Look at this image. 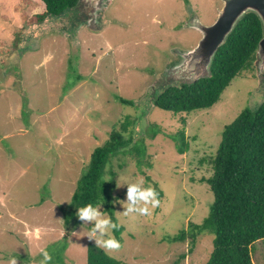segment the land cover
<instances>
[{
    "label": "rangeland",
    "instance_id": "1",
    "mask_svg": "<svg viewBox=\"0 0 264 264\" xmlns=\"http://www.w3.org/2000/svg\"><path fill=\"white\" fill-rule=\"evenodd\" d=\"M20 1L0 0V264L11 256L18 264H38L40 249L52 255L50 264H88V245L97 244L88 237L95 221L83 220L72 231L61 206L71 202L93 151L129 115L133 141L114 155L106 176L109 181L116 174L114 193L121 198L115 214L125 227L121 247L108 253L129 264H206L214 234L200 235L194 250L189 239L172 237L210 213L215 196L200 179L213 174L225 127L262 101L260 60L211 108L175 113L152 106L150 95L171 82L163 73L179 60L176 50L192 49L202 38L187 27L189 10L209 25L224 1L109 0L99 29L72 28L68 17L25 25L29 37L21 50L2 52L16 26L24 25L17 18ZM182 129L190 144L186 153L171 138ZM143 144L140 162L136 151ZM126 182L155 191L159 205L150 216L135 212L146 202L129 201ZM125 204L132 214L124 215ZM251 249L254 264H264V240Z\"/></svg>",
    "mask_w": 264,
    "mask_h": 264
},
{
    "label": "trees",
    "instance_id": "2",
    "mask_svg": "<svg viewBox=\"0 0 264 264\" xmlns=\"http://www.w3.org/2000/svg\"><path fill=\"white\" fill-rule=\"evenodd\" d=\"M82 7L80 0L20 1L16 12L24 25L16 26L13 41L1 51L12 53L21 50L25 36L29 37L25 25L43 24L53 19L64 21L68 17L71 27L76 28L84 21ZM2 18L10 20L7 16ZM262 36L260 18L253 12L247 13L219 48L209 77L193 84L170 82L150 95V103L175 113L211 108L221 99L232 80L250 69L257 60L258 43ZM262 87L260 104L245 108L225 127L211 164L213 174L200 179L208 182L215 196L209 215L202 223L191 221L188 229L172 237L174 241L189 239L191 250H194L200 235L205 232L214 234V248L206 264H254L251 248L256 242L264 240V83ZM122 101L127 105L134 104L131 100ZM187 121L186 117L182 118V126H186ZM134 123L130 115L125 116L114 127L107 143L93 151L89 167L81 176L71 202L61 206L68 229L74 231L83 223L77 215L79 207L89 203L93 207L101 204V210L110 216L111 222L119 223L120 227L113 228V232L122 243L125 227L115 214L116 201L121 198L114 193L116 174L111 172L109 181L106 176L114 155L133 141L128 135ZM171 138L176 142L179 153L190 150L184 129ZM141 150L138 148L136 151L140 162L142 152L147 150L144 144ZM148 165L151 166L150 163ZM87 259L88 264H129L97 248L95 243L88 245Z\"/></svg>",
    "mask_w": 264,
    "mask_h": 264
},
{
    "label": "water",
    "instance_id": "3",
    "mask_svg": "<svg viewBox=\"0 0 264 264\" xmlns=\"http://www.w3.org/2000/svg\"><path fill=\"white\" fill-rule=\"evenodd\" d=\"M109 0H80L86 14L83 23L92 29L101 28L100 15L107 8ZM215 22L204 24L194 13L188 20L187 27L198 30L202 38L198 45L189 50L177 49L179 60L164 71L167 81L193 84L211 75V65L219 50L226 42L238 22L249 12L255 13L261 20L263 36L258 43L257 57L259 72L264 73V0H223ZM263 78V75L261 76ZM169 82V81H168ZM264 82V79H263Z\"/></svg>",
    "mask_w": 264,
    "mask_h": 264
},
{
    "label": "clouds",
    "instance_id": "4",
    "mask_svg": "<svg viewBox=\"0 0 264 264\" xmlns=\"http://www.w3.org/2000/svg\"><path fill=\"white\" fill-rule=\"evenodd\" d=\"M140 184H143L144 181L142 178H139ZM129 186L128 190V200L135 202L137 199L142 200L145 203V206L136 209L135 212L141 216H150L151 210L156 208L159 205V200L156 198L155 191L148 187L147 190L141 191L139 184L126 182ZM127 211L124 215H129L134 212V209L131 205L125 204ZM101 204H96L93 207V204L89 203L84 207H79L77 215L79 219L86 221H95L94 227H92L89 231L88 237L89 239L95 238L97 242V248H101L106 250V252L111 250H118L121 247V243L117 240L111 233V229L119 228V223H112L110 216L106 213H101L99 208ZM97 231L99 233H108L109 238L104 239L103 235H97ZM40 259L38 264H50L53 257L46 249L39 250ZM8 264H18V258L16 256H11L8 260Z\"/></svg>",
    "mask_w": 264,
    "mask_h": 264
},
{
    "label": "flooded vegetation",
    "instance_id": "5",
    "mask_svg": "<svg viewBox=\"0 0 264 264\" xmlns=\"http://www.w3.org/2000/svg\"><path fill=\"white\" fill-rule=\"evenodd\" d=\"M186 1H187V0H186ZM188 2L191 3L190 0H189ZM189 3H188V4L186 3V4L189 6ZM189 8H190V7H189ZM189 11H190V15L192 16V15L194 14V11H193L192 9H190ZM218 11H219V10H218ZM82 12H83L82 19H84V18L86 17V16H85L86 14H85L84 11H83V7H82ZM218 13H219V12H218ZM214 22H215V21H214ZM214 22H213V23H214ZM176 53H177V52H176ZM177 58H178V56H177ZM178 59H179V58H178ZM174 62H175V61H174ZM162 86H163V85H162ZM159 88H160V87H157V86L154 87V88L152 89V91H151V96H152V95H153V94H154Z\"/></svg>",
    "mask_w": 264,
    "mask_h": 264
}]
</instances>
